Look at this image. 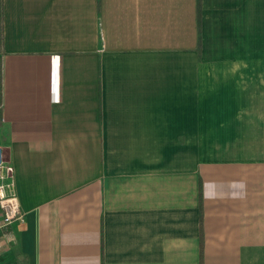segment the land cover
<instances>
[{
    "label": "crops",
    "instance_id": "crops-1",
    "mask_svg": "<svg viewBox=\"0 0 264 264\" xmlns=\"http://www.w3.org/2000/svg\"><path fill=\"white\" fill-rule=\"evenodd\" d=\"M2 264H264V0H0Z\"/></svg>",
    "mask_w": 264,
    "mask_h": 264
},
{
    "label": "built area",
    "instance_id": "built-area-1",
    "mask_svg": "<svg viewBox=\"0 0 264 264\" xmlns=\"http://www.w3.org/2000/svg\"><path fill=\"white\" fill-rule=\"evenodd\" d=\"M24 214L16 191L15 171L5 151L0 147V233L15 223H23ZM0 264L1 251H0Z\"/></svg>",
    "mask_w": 264,
    "mask_h": 264
},
{
    "label": "rangeland",
    "instance_id": "rangeland-1",
    "mask_svg": "<svg viewBox=\"0 0 264 264\" xmlns=\"http://www.w3.org/2000/svg\"><path fill=\"white\" fill-rule=\"evenodd\" d=\"M5 151V150H4ZM6 154V153H5Z\"/></svg>",
    "mask_w": 264,
    "mask_h": 264
}]
</instances>
